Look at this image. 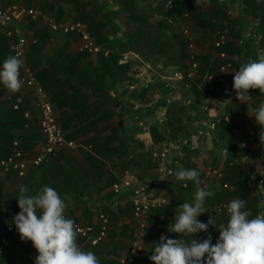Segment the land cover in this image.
<instances>
[{
	"label": "crops",
	"instance_id": "obj_1",
	"mask_svg": "<svg viewBox=\"0 0 264 264\" xmlns=\"http://www.w3.org/2000/svg\"><path fill=\"white\" fill-rule=\"evenodd\" d=\"M99 1L100 5L97 0H78L82 6L98 7L99 12L104 13L100 19H96L97 16L93 17V21L89 19L96 24L105 22L106 25L99 29L98 34L109 37L100 42L98 34H94L102 47L96 53L81 52L80 39L76 35L52 32L39 20L20 19L7 27H0V68L11 54L14 40L7 32L19 28L30 40L28 62L50 93L66 137L81 144L76 149L59 151L41 166L29 164L22 176L15 169H7L2 161L11 156L15 141L19 142L24 155H32L38 151L43 135L32 90L22 84L18 92L9 93L0 84V235L3 227L15 224L14 217L20 211L17 201L19 187L24 185L31 195L48 186L54 188L65 201V216L75 223L87 224L93 237L102 231V216L107 218L106 235L99 243L89 246L84 237L77 236V244L83 250L94 252L99 264H120V259L128 254L131 246L134 213L131 190L126 187L116 190L114 185L130 171L138 178L140 185L147 187L153 200L146 250L139 264H153L149 257L162 235L179 238L178 234L171 232L175 215L180 205L194 201L198 187L215 193L205 199L207 210L198 217L204 223L212 218L215 226L209 225L207 232H200L192 239L202 242L211 235V242L215 244L219 238V226L227 223L229 215L225 211L215 212L214 208L220 203L229 204L233 199H241L234 193L236 190L233 185L228 189L223 188V177L219 178L217 173L224 176L230 166H234L232 160L236 159L237 152L241 153L239 165L242 164L241 160L245 161L252 154L255 157L261 155V140H252L254 136L249 133L253 129L258 135L256 128L259 125L251 111V106L255 104L257 107L258 102H253L251 97L247 102H240L233 89V77L239 68L238 58H234V67L229 70L226 83H217L218 88L226 89L225 92L218 89L213 93H205L200 86L203 78L200 73L190 86L187 85L189 91L183 89V93H180L179 88L175 90L172 98L182 95L181 100L173 101H185L182 98L185 96L189 98V103L190 98L194 97L198 102V114L186 120V137L180 138V141L170 138L160 142V145L156 144L142 128V120L139 119L143 117L141 103L138 99H132L139 92L131 88L132 91L128 90L127 81L116 86L111 83L110 60H113L111 55L116 56L117 53L109 39L122 35L117 24L108 26L111 11L107 8V0ZM240 1L235 0L228 13L239 20L237 28L251 39L249 46L257 52V57L250 61H257L264 56V49H258L256 41L260 37L259 27L256 21L243 18L244 5L239 8ZM13 3L40 7L57 20H78L76 6L78 9L80 6L76 0H0V8ZM85 13L90 16L89 12ZM196 38V52L212 68L215 62H219L217 50L211 44L212 38H207L198 29ZM20 99L22 103L18 109L15 105ZM228 106L231 107L229 111ZM78 111L81 115H76ZM136 115L139 116L138 121L133 120ZM229 126L231 132L228 131ZM225 132L230 134L226 136ZM136 134L141 139L135 137ZM228 139L231 146H228ZM159 146L167 151V163L173 170L172 174L164 177L160 171L162 157L151 155V149L157 150ZM180 169L197 170L200 185L197 186L191 180H176L175 173ZM209 169L213 170L211 175L208 174ZM247 171L257 174L251 169ZM206 172L209 175L206 177L209 189L205 185L203 187L202 182ZM251 187L257 188L259 185L251 184ZM243 198L248 206L249 202ZM258 198L259 203H262L260 190ZM37 255L31 241H22L18 236L13 245L0 255V264H35Z\"/></svg>",
	"mask_w": 264,
	"mask_h": 264
},
{
	"label": "clouds",
	"instance_id": "obj_2",
	"mask_svg": "<svg viewBox=\"0 0 264 264\" xmlns=\"http://www.w3.org/2000/svg\"><path fill=\"white\" fill-rule=\"evenodd\" d=\"M186 16L187 15L184 17ZM188 19L184 18L177 24L180 25L182 21L188 23ZM196 30L195 26L193 29L194 33L192 32L193 38L194 34H196ZM182 35L187 43V50L189 53L188 59H190L189 63L199 62L200 67H197L198 71L195 69L193 78L185 77L178 81L188 82L190 85L196 75L200 73L203 76L200 83L202 87V85L207 82V80H205L206 75L211 74L214 76L212 83L215 87L214 91H216L218 87L217 83L221 85L226 83L219 82V77L224 74L222 72V66L230 63V69H232L234 67L233 62L222 60L227 54L225 53V57H223L221 54L224 52H218L217 49L219 48L215 47L213 44V36L211 44L217 50L218 58L221 60V65L219 67L220 75L216 77L211 73V67L208 63L203 61L201 56L196 52L197 38H194L196 44L195 51L192 53L189 52L188 40L184 32ZM125 57H128L127 53L124 55V59ZM250 60L248 61L247 59L245 63L243 61L239 70L235 72L233 77V89L240 102H247L249 100L250 89H258L261 94H264V56H261L257 61ZM21 66L22 60L20 59L19 53H17L16 55H9V57L4 60L2 68H0V84H2L9 93L18 92L22 87V82L20 80ZM187 68L188 67H185L183 70ZM32 69L34 68L32 67ZM203 69L206 71L204 72ZM228 72L226 73V81ZM37 78L40 81L38 75ZM40 83L43 85L41 81ZM45 90L47 91L46 88ZM48 94L50 95L49 92ZM168 100L171 101V99ZM177 100H181V97L177 98ZM253 112L254 115L252 116H254L257 124L261 129H264V103H261ZM258 129L256 128L258 135L257 132L252 129L255 132L252 140L259 138L260 129ZM260 140L262 142L260 154H262V147L264 146V132L262 131ZM12 153L10 155H12ZM199 175V172L195 169H180L175 173V178L178 181L191 180L199 186L201 183ZM257 185H259L258 188L262 195V184L258 181ZM214 195L215 193L213 191H207L204 188L198 187L194 196V201L192 203L185 202L178 207L180 210L175 215L171 232L178 234L179 238H167L162 235L159 242L155 243L152 255L149 257L153 264H264V213L250 218L251 213L245 210L247 202L240 198L231 200L227 205L229 219L226 224L219 226V238L215 244L211 242V235L202 242L197 239H192L194 235L200 232H207L209 225L215 226L212 218H210L207 223L201 222L198 219V217L207 210L204 206L205 199ZM261 198H263V196ZM17 201L20 211L15 215L14 223L20 239L22 241H31L32 246L36 249L38 255L35 258V264H99V258L94 252L83 250L77 244L78 229L75 221L65 216L67 205L54 188L45 186L39 189L35 194L30 195L28 194V189L24 185H21L19 187ZM5 227L2 228V233ZM185 237L189 239L186 240Z\"/></svg>",
	"mask_w": 264,
	"mask_h": 264
},
{
	"label": "trees",
	"instance_id": "obj_3",
	"mask_svg": "<svg viewBox=\"0 0 264 264\" xmlns=\"http://www.w3.org/2000/svg\"><path fill=\"white\" fill-rule=\"evenodd\" d=\"M77 4L79 5L78 0ZM117 5L118 9L113 11V17L118 19H123L124 24V33L119 38H111L110 43L115 48L117 55H111L113 60L111 64V76L112 84L116 86L120 82H129L133 81L135 74H137L138 68L143 65V60H150L152 64H158L159 62L165 64L163 67L167 68L169 65H178L180 61L185 60L189 57L187 50V43L183 35L176 33V31L181 29V26L177 24L180 29H177L171 22L180 21L184 18H192L196 29L200 30L207 38L210 39L214 36L216 30L222 28H228L226 42L220 47L218 52L226 53L227 56L222 58V60H228L234 62V58L237 59V64L239 67L243 63L244 58L256 59L257 52L252 50L249 43L251 39L245 37L241 31L237 28L239 20L232 18L228 13V8L221 0H174L170 3L165 4L167 10L163 16L158 19L157 22H152L151 17L153 15V0H113ZM244 5V14L251 17L255 20L259 27L260 38H261V48H264V0H241ZM82 4V2L80 3ZM209 5L210 8H206ZM146 6V7H142ZM205 6V7H204ZM150 7V9H149ZM78 12V7L76 8ZM187 15L186 17H184ZM110 18L109 21L112 20ZM78 20L90 24V28L93 34H98L99 29L104 27L106 23H92L89 20L88 14H85L84 10L81 14L78 15ZM109 23V22H108ZM109 37H102L99 34L97 39L100 42H104ZM250 40V41H249ZM128 54L127 59H124V55ZM162 59V60H161ZM217 63V64H216ZM180 65V64H179ZM221 65V60L215 62L211 68V73L216 77H219L220 71L219 67ZM135 66H139L135 68ZM156 66V65H155ZM178 67V66H177ZM135 68V69H134ZM185 68V67H184ZM134 70V72H133ZM239 70V68H238ZM133 73V74H132ZM83 84L85 80L81 78ZM160 88H163V93L167 95V88L164 89V85H160ZM232 88V87H231ZM225 92L226 89L220 87L216 88L217 90ZM166 91V92H164ZM250 97L254 100L253 102H258L256 105L251 106V111L254 114L253 110L259 107V102L264 103L263 96L258 89L249 90ZM147 89L144 88L141 93L138 95L135 93L134 98L149 100L146 99ZM169 97H160L157 100L155 112L158 109H165L167 115L171 118L168 121V125H171L169 135L162 133L158 127H152L151 133L154 143H160L166 139L175 138L177 133L184 130V124L181 123V119L186 117V107L184 104L177 101L171 100L168 103ZM118 103L121 106V101ZM256 107V108H255ZM228 106V111L230 110ZM153 112V113H155ZM76 115H81L78 111ZM143 116H147L146 113ZM175 127V123H177ZM169 131V132H170ZM230 133L225 132L227 136ZM261 136V130H260ZM259 137V136H258ZM228 146H231V141L228 139ZM12 153V152H11ZM236 159L232 160L234 166H230L229 170L224 173L222 178L223 184L228 183L235 187V194L241 199H246L249 202V205H246L245 210H248L251 213V218L258 215V210L256 206H253L252 203L259 201L260 198H255L252 200L250 194L253 192L251 184H257L260 180L259 175L248 172L243 168L242 165L238 164V161L241 157L235 155ZM204 187V184H203ZM206 189H209V184L205 186ZM264 189V179L262 188ZM258 202V203H259ZM219 203V202H218ZM151 217V216H150Z\"/></svg>",
	"mask_w": 264,
	"mask_h": 264
},
{
	"label": "built area",
	"instance_id": "obj_4",
	"mask_svg": "<svg viewBox=\"0 0 264 264\" xmlns=\"http://www.w3.org/2000/svg\"><path fill=\"white\" fill-rule=\"evenodd\" d=\"M20 19L39 20L52 32L76 35L80 39L79 50L82 52L86 51L96 53L102 49L86 22L80 20H57L53 17V15L44 11L40 7L26 6L20 3H14L0 8V27H7L10 23L16 22ZM180 26L182 27V30L188 40L189 50L193 53L195 51L196 44L193 38V33L188 28L186 22H180ZM228 31V28L216 30L213 39L215 47H222V45L226 42ZM7 33L9 36L14 37L11 45L10 56L16 55L17 53L20 55V59L22 60L20 80L23 85H26L32 90L35 106L39 111V125L43 135V140L35 154L24 155V150L19 146V142L15 141V148L12 155L2 161L7 169H15L22 176L25 174L29 164L41 166L47 163L49 159L55 156L59 151L66 148L76 149L81 144L66 137L64 128L57 115L54 101L40 83L37 78L36 71L32 69L28 62L27 53L30 40L20 31L19 28L8 30ZM221 55L225 57V53H222ZM189 65V68L186 70H177L172 72V79H174V77H177L178 80L185 77L193 78L195 75V68L199 66V62H193L192 64L189 63ZM230 67V63L222 66V72L224 74L219 77L220 83L226 82V73ZM205 80H207V82L202 85L203 90L213 92L215 89L212 83L214 76L211 74L206 75ZM169 102L170 100H168V103ZM20 103H22L21 99L17 102L15 107L19 108ZM249 133L252 136L255 134L253 130L249 131ZM262 154H264V146L262 147ZM163 156H165V154H163ZM160 171L163 177L164 175L166 176L173 173V170L165 163L161 165ZM128 174L129 175H127L124 179L114 185L116 190H120L123 187L131 190V202L135 219V228L133 231L131 246L128 254L120 259V264H139L140 257L146 250L147 229L150 223L153 200L147 190V187L138 183V178H136L134 173L130 172ZM203 183L207 186L208 181ZM259 183L263 184V179H260ZM223 188L228 189L230 188V185L225 183L223 184ZM262 196L264 198V189H262ZM227 205L228 203H220L214 208V211L218 213L225 211L227 215H229L227 212ZM209 214H212V212H209ZM102 222V231L97 237H93L90 234L91 228L87 224L76 222L75 224L78 229V236L84 237L89 246L96 245L104 238L108 228L107 218L105 216H102ZM18 236L19 233L16 230L15 224H9L6 226L0 236V254L10 248Z\"/></svg>",
	"mask_w": 264,
	"mask_h": 264
},
{
	"label": "rangeland",
	"instance_id": "obj_5",
	"mask_svg": "<svg viewBox=\"0 0 264 264\" xmlns=\"http://www.w3.org/2000/svg\"><path fill=\"white\" fill-rule=\"evenodd\" d=\"M171 1H174V0H153L152 5H153V15L154 16L151 17L152 22H157L158 19H160L163 16L165 11L167 10V8L163 7V6H165V4H167V3H170ZM221 1L224 2V4L227 6V8L229 10L231 7L230 5L234 4L235 0H221ZM104 2H105V0H104ZM240 2H241V4H240ZM240 2H239V8H241L240 5H243L242 1H240ZM97 4L100 5L101 2L99 0H97ZM82 5L83 4L79 3L80 7L78 9L77 15L81 14V12L84 10L85 12L90 13L89 19H91L92 21H93V17H96V16H97L96 19L102 18V15L104 13L99 12L100 9L98 7H94V6L90 7V6H82ZM142 7H146V6H142ZM232 7L236 8L235 5H233ZM76 8H77V6H76ZM107 8L111 11L110 15L108 16V18L110 20V18L113 17V11L118 9V5L113 0H107ZM206 8H210V6L207 5ZM149 9H150V7H149ZM242 14H243V18L245 20H248V18L252 19L251 17L245 15L244 12ZM108 18L105 17V19H108ZM253 21L255 22V20H253ZM187 22H188L187 23L188 28L190 29V31L193 32V29L195 28L194 20L192 18H189L187 20ZM177 23H178V21H172V24L177 29H180L177 26ZM113 24H117V27H119V30H121V35H123V33H124V31H123L124 30L123 19H118V18L113 17L112 20L109 21L108 26L113 25ZM88 25L90 27V24H88ZM176 33H179L182 35V33H183L182 27H181V30H179V31L177 30ZM194 38L196 39V34H194ZM260 40H261L260 37H258L256 40V41H258V47H259L258 49H264V48H261V46H260L261 45ZM125 59H127V58L125 57ZM189 61H190V59L186 58L185 60L183 59V61H180L181 62V63H179L180 65L179 64L178 65H171V66L169 65L167 68L166 67L164 68L163 65H165V64L161 63L162 61L159 62L158 64H155L156 65L155 66L154 64H152L153 62H151L150 60L144 59L143 65H141L140 67L135 66V68L139 67L138 68L139 72H137V74H135L136 76H135V78H133V81H129V84L127 85V89L130 91H132L131 89H135V92H139V93H141L144 88L147 89L146 99H149V100H142L140 98L138 99V101L141 103V106H142V108H141L142 113L143 114L146 113L147 116H143V117L141 116V118H139V116L136 115L135 116L136 118L133 117V120L137 119V121H138V118L140 120H142V128L145 129L144 130L145 134L151 135V137H152V133H151L152 127H158V129L162 133H164V132L166 133L165 135H169L170 133H173L172 131H170V130H172L171 125H168V121L171 117L169 115H167L165 109H158V111L155 112L156 103L160 97L166 96V97H169L171 100L180 98L182 94L177 95L175 98L171 97L173 95V93L175 92V90H177L178 88H179L180 93H183V89H186L188 91L190 90L187 87V85L190 86L188 84V82L178 81L177 77H174V79H172V76H171L173 74V73H171V71L172 72L177 71V70L181 71L184 69V67L189 68V66H190ZM197 67H200V66H197ZM197 67L195 69L198 71ZM133 72H134V70H133ZM132 85H133V87H132ZM160 85H164V89L167 88V90H168L167 95L165 93H163V88L161 89ZM129 88H131V89H129ZM170 91H172V93L169 96ZM164 92H166V91H164ZM182 98L185 101H180V103L184 104V106L186 107L185 112L188 113V115H186V117L183 118V120L181 119V123H183L185 125L187 119L189 121L191 119V117H193L194 114H198V110H197L198 108H196L197 107L196 105L198 104V102L195 100L194 97H192V99L190 98L189 103H188L189 98L186 99L185 96ZM132 99H136V98H132ZM263 99H264V96H263ZM153 112H155V113H153ZM177 124H178V122L172 126L175 127V125H177ZM257 128H259L262 132H264V129H261L260 126H258ZM228 131L229 132L232 131L231 126L228 127ZM135 137L141 139L140 136L137 134ZM174 137H175V140L180 141V138L186 137L185 130L177 133L176 136H174ZM258 140H260V134H259ZM157 144H159V143H157ZM263 145H264V143H263ZM163 154H165V156H163ZM151 155L153 157L158 156V155H159V157L161 156L163 159V163L168 165V163H167V158H168L167 151H165L164 147L159 146V148L157 150L152 148L151 149ZM240 155H241V153L237 152V156H240ZM222 156H223V153L220 155V160H222ZM240 162L242 163L241 165L243 166L244 169H246V170L251 169L253 172H256L257 175H259L260 179H264V154H261L260 156H256V157H255V154H252V157H248L245 161L242 162V160H241ZM224 165H225V163H224ZM212 171L209 169L208 174L211 175ZM128 173H130V171ZM127 175H129V174H127ZM217 175L219 176V178L223 177L222 173H217ZM206 177H209L207 175V172H206V175L203 177L202 182L207 181ZM258 191H259L258 187L253 188V192L250 194V197L252 200H255V198H258ZM261 197H262V195H261ZM261 199L263 200V198H261ZM258 202L256 203V201H254L252 203L253 206H250V207L252 208V207L256 206L258 212L264 213V200L262 201V203L258 204ZM261 213H259V214H261Z\"/></svg>",
	"mask_w": 264,
	"mask_h": 264
},
{
	"label": "water",
	"instance_id": "obj_6",
	"mask_svg": "<svg viewBox=\"0 0 264 264\" xmlns=\"http://www.w3.org/2000/svg\"><path fill=\"white\" fill-rule=\"evenodd\" d=\"M245 62H247V59H246V58L244 59V63H245ZM113 94H114V93H113ZM119 112H120V115H119V116H120V118H122V113H121L122 111H121V109H119ZM120 124L122 125V120L120 121Z\"/></svg>",
	"mask_w": 264,
	"mask_h": 264
}]
</instances>
